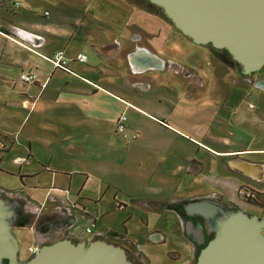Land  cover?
<instances>
[{
  "label": "crops",
  "instance_id": "0c3cea01",
  "mask_svg": "<svg viewBox=\"0 0 264 264\" xmlns=\"http://www.w3.org/2000/svg\"><path fill=\"white\" fill-rule=\"evenodd\" d=\"M69 1L64 10L62 0H0V194L36 214L18 238H103L139 264H195L176 205L264 193V67L245 75L208 45L195 51L143 0H104V20L90 14L98 0ZM40 2L57 5L55 19L39 17ZM138 47L163 66L134 68ZM58 50L70 69L49 61ZM122 113L128 136L117 131ZM249 205L264 219L263 204ZM118 209L122 230L107 222ZM82 219L99 228L79 230Z\"/></svg>",
  "mask_w": 264,
  "mask_h": 264
},
{
  "label": "water",
  "instance_id": "95a60500",
  "mask_svg": "<svg viewBox=\"0 0 264 264\" xmlns=\"http://www.w3.org/2000/svg\"><path fill=\"white\" fill-rule=\"evenodd\" d=\"M184 35L200 45L226 49L252 75L264 67V0H149ZM138 47L134 68L162 67L163 60ZM24 209L19 200L0 194V264H139L125 247L103 238L73 240L66 236L21 256L15 220ZM190 216L203 217L214 235L201 248L195 264H264V219L220 199H195L185 204ZM194 229L187 221V234ZM203 234L201 228L196 229ZM159 238V234H154Z\"/></svg>",
  "mask_w": 264,
  "mask_h": 264
},
{
  "label": "rangeland",
  "instance_id": "374dc122",
  "mask_svg": "<svg viewBox=\"0 0 264 264\" xmlns=\"http://www.w3.org/2000/svg\"><path fill=\"white\" fill-rule=\"evenodd\" d=\"M24 2H25V0H23ZM77 1H79V3L80 2H83V0H77ZM146 3H147V1H145ZM47 3H49V2H40L39 3V5H37V6H39V7H37V14L38 15H40L39 17H44V18H46L47 16L45 15V10H49L50 12H52V15H50V16H48V17H51V16H53L55 13H54V9H56L57 8V5H47ZM85 3H86V5H88V4H90V2L89 1H85ZM109 2H107V1H104V0H98V4L96 5V6H94L93 8H92V10H91V12H90V14H91V16H93V18H94V20H96V19H98V16H102L103 17V20H104V18H105V15H104V13H105V11L107 12V11H109L108 9L110 8V5L108 4ZM63 8L62 9H71V6H72V1H69V0H62V2H60L59 3ZM9 7H10V9L11 10H13V8H14V5H12V4H10L9 3ZM21 9H23L24 11H26V9L27 10H30V9H28L27 8V5H25V3L23 4V7L21 8ZM60 10H61V8H59ZM16 11H18V9H15ZM162 10V9H161ZM161 10H159L160 12H162ZM162 14H164V12L162 13ZM54 19L56 18L55 17V15H54V17H53ZM60 22H63V23H66L65 21H60ZM101 22V21H100ZM183 35V34H182ZM181 37V36H180ZM186 37V36H185ZM187 39V40H186ZM186 39H182V42H185V43H188V45H190L191 47H192V49H194L195 51H198V50H201L202 49V47L200 46V44H197V43H195L194 41H192L190 38H186ZM191 41V42H189V40ZM221 52L224 54V56H226L227 57V59L229 60V62H231V63H233V64H235L233 61H232V58H231V56L227 53V52H225L223 49H221ZM213 61L215 62V59L213 58ZM236 65V64H235ZM219 98H216V100H218ZM255 131H256V129H255ZM262 136V134H259L257 137H259V136ZM260 144V143H259ZM261 144H264V141H262L261 142ZM2 165H5V163H2L1 164V166ZM1 169V168H0ZM1 173V172H0ZM9 178H11L10 176H8L7 177V180L9 179ZM183 184H184V182H183ZM168 190V188L166 189V191ZM194 191V188L192 187V189L189 191V193H192ZM177 193V192H176ZM183 193H185V192H183ZM255 193H256V197H254V198H250V199H246L243 195H241L240 193H239V189H237V193H236V201H238L237 203L236 202H231V201H228V200H226L224 197H221V198H219L224 204H226L228 207H230V208H243L245 211L247 210H249L250 211V205L249 204H263L264 205V193H261V192H257L256 190H255ZM166 194H168V191H167V193ZM178 194V193H177ZM120 196H122L121 194H119ZM213 195V194H212ZM200 197H202V196H193V197H190V198H188V199H186V200H183L181 203H180V205L183 207L184 206V204H186V202L187 201H189V200H194V199H197V198H200ZM211 199H213V198H211ZM215 199V198H214ZM90 210H92V209H90ZM118 211L119 212H116V213H114V214H111V215H109L108 216V218H107V222H108V224H110L111 226H113V227H115V228H118V229H120V230H122L121 229V227H122V218H123V215H125V210H120V209H118ZM124 211V212H123ZM128 211V210H127ZM100 212H102L101 210H100ZM32 214V213H31ZM90 220V219H89ZM165 221L167 220L166 218L164 219ZM81 222H80V224H79V226H78V229L79 230H82V231H86V226H88L87 224L86 225H83V219L82 220H80ZM94 220L92 219V220H90V225L92 224V222H93ZM23 222V224L21 223V225L22 226H24V225H27V229H29L28 228V226H29V224H33L34 222H35V219H34V217H33V215H29L28 216V220L27 221H22ZM99 222H101L100 220H99ZM20 224V222H17L16 223V225H15V232H16V234H17V236L19 235V233H18V231H19V225ZM164 224H165V222H161V227H163L164 226ZM99 228V226L97 227L96 225L93 227V229H94V231L95 230H97ZM19 242H20V246H21V256H22V258L23 257H25V255H31L32 253L29 251V246H30V244L32 243L31 241H27V238L23 235V236H21V237H19ZM34 242V241H33ZM33 244H35V242L33 243ZM203 245H197V255H198V253H199V251H200V249H201V247H202ZM165 251V250H164ZM197 257V256H196ZM196 260H197V258H195V262H196ZM155 264H165V261L164 260H162V261H160V262H158V263H155Z\"/></svg>",
  "mask_w": 264,
  "mask_h": 264
},
{
  "label": "built area",
  "instance_id": "2783aa9c",
  "mask_svg": "<svg viewBox=\"0 0 264 264\" xmlns=\"http://www.w3.org/2000/svg\"><path fill=\"white\" fill-rule=\"evenodd\" d=\"M76 59L79 61L85 62L87 61V55L84 53H79L76 56ZM49 61L53 64L55 68L70 69L71 58L67 57L64 50L56 51L52 56L49 57ZM36 77H37L36 73L30 72V71H23L20 74V78L23 81H27V82H33L36 79ZM249 106L254 107V104L250 103ZM126 119H127V116L124 113H122L117 123V131L119 133H123L125 136H128V134L126 133V130H127ZM132 137H135V135H132ZM239 193L243 195L246 199L256 197L255 190L252 188H239ZM95 225L96 223L95 221H93L91 225L86 227V232L89 234L93 233V230H94L93 227ZM37 248L38 246L31 245L29 250L31 253H34Z\"/></svg>",
  "mask_w": 264,
  "mask_h": 264
},
{
  "label": "flooded vegetation",
  "instance_id": "af4514ba",
  "mask_svg": "<svg viewBox=\"0 0 264 264\" xmlns=\"http://www.w3.org/2000/svg\"><path fill=\"white\" fill-rule=\"evenodd\" d=\"M144 2L147 1V4L149 5V8L152 12H155V13H160L162 14L163 11L161 10V8L153 3H151L149 0H143ZM159 10H161L162 12H160ZM165 15V14H163ZM165 18L167 21H169L174 27L175 25L166 17L165 15ZM176 28V27H175ZM177 29V28H176ZM179 30V29H178ZM180 31V30H179ZM181 32V31H180ZM182 33V32H181ZM186 36V35H185ZM187 37V36H186ZM209 48L213 49V51L218 55L220 56V58H222V60L224 61H227V57L224 56V54L221 52V49H217V48H214L213 46L211 45H208ZM180 208V211H181V215L183 217V220H184V227H185V231L187 230V221L191 220L193 222V226H194V229L190 232L189 237L190 239L193 241L194 245H195V253H196V256L197 255V245H205L207 243V241L214 235V232L211 231L209 232L208 230V225L206 224V221L203 217L199 216V215H195V216H190L188 215L186 212H185V204L184 206L182 207L180 204L179 205H176ZM29 215H33L34 219H35V215L34 213H25V211L23 212L22 215L18 216L17 219L15 220V225H16V221L18 222H22V221H27L28 220V216ZM44 218L42 217V215L40 216V220H39V224L42 223V220ZM59 221V220H58ZM57 221V223H58ZM23 223V222H22ZM38 224V225H39ZM201 228L202 231H203V234H199V232L196 230V229H199ZM202 246V247H203ZM201 247V248H202ZM201 250V249H200ZM200 252V251H199ZM199 254V253H198ZM197 258V257H196Z\"/></svg>",
  "mask_w": 264,
  "mask_h": 264
},
{
  "label": "trees",
  "instance_id": "16d2710c",
  "mask_svg": "<svg viewBox=\"0 0 264 264\" xmlns=\"http://www.w3.org/2000/svg\"><path fill=\"white\" fill-rule=\"evenodd\" d=\"M223 50H224L225 52H227V53L231 56L232 61L237 65L238 69L241 71V68H240L239 63L233 59L232 55H231L226 49H223ZM187 202H188V201H187ZM187 202H186V203H187ZM170 205H171V204H170ZM16 222H18V221H16ZM21 223H22V222H21ZM21 223H20V224H21ZM22 224H23V223H22ZM5 264H6V262H5Z\"/></svg>",
  "mask_w": 264,
  "mask_h": 264
}]
</instances>
